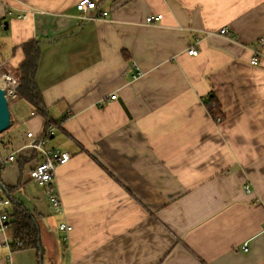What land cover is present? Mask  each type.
Masks as SVG:
<instances>
[{
	"label": "crops",
	"instance_id": "obj_1",
	"mask_svg": "<svg viewBox=\"0 0 264 264\" xmlns=\"http://www.w3.org/2000/svg\"><path fill=\"white\" fill-rule=\"evenodd\" d=\"M78 1L0 0V68L19 80L21 47L38 42L37 86L58 126L46 148L71 155L55 170L60 212L30 179L36 153L0 168L13 203L39 217L42 264H264V49L251 65L249 47L264 0H93L109 16L84 22ZM16 103L0 157L46 125ZM0 264L39 263L0 246Z\"/></svg>",
	"mask_w": 264,
	"mask_h": 264
},
{
	"label": "built area",
	"instance_id": "obj_2",
	"mask_svg": "<svg viewBox=\"0 0 264 264\" xmlns=\"http://www.w3.org/2000/svg\"><path fill=\"white\" fill-rule=\"evenodd\" d=\"M77 12L79 13L78 18L81 21H96V20H105L108 18L109 14L106 11L98 12L97 4L93 0H79L75 6ZM94 11V14H89V12ZM32 15L36 14L37 12L29 11ZM12 12L7 9L5 16H11ZM19 18H26V15H20ZM162 16L157 15L149 16L146 19L147 25H155L161 20ZM6 20V19H5ZM2 22L4 26V21ZM216 34L220 36H224L227 38H233L232 33L227 28H222ZM252 53L253 59L251 60V65H258L259 64V55L261 54V49H264V36L258 38L254 42L249 45ZM198 51L195 48H192L188 51V55L196 56ZM133 67L136 71H138V67L136 63H133ZM141 75L140 72L135 74L133 78H137ZM6 78L5 81L8 83V87L4 86L1 87L5 91V95L7 100H16L17 99V92L19 88V80L14 78L13 76L4 73L0 68V78ZM110 99L115 100L116 96H111ZM210 108H217V105L214 103H210ZM30 116H36L34 110L30 112ZM216 123L222 122L221 116H217L215 118ZM58 131V126L53 123L47 124L44 126V129L41 133L35 134L32 131H27L25 133V139L27 142L19 148L17 151L9 153L6 156L0 157V168L7 164H11L16 162L17 154L22 149H29L37 154L40 158V163L36 166L34 170L30 172V179L35 183L43 185L46 187V194L49 198V202L51 207L56 211H61V200L57 193L56 186H55V170L58 166L64 165L68 163L71 159V155L68 152H62L60 150H50L47 149L46 146L48 145V141H50ZM245 191L250 193V187L245 185ZM12 205L13 200L10 195L4 190L2 184L0 183V234L7 235L12 222ZM59 230L68 234L71 230V227L62 224L59 226ZM66 240V238H64ZM19 246V242L15 240H10L8 237H5L4 240L0 243V246H6L9 252H13V246ZM244 252L248 251V246L245 244L242 247Z\"/></svg>",
	"mask_w": 264,
	"mask_h": 264
},
{
	"label": "trees",
	"instance_id": "obj_3",
	"mask_svg": "<svg viewBox=\"0 0 264 264\" xmlns=\"http://www.w3.org/2000/svg\"><path fill=\"white\" fill-rule=\"evenodd\" d=\"M4 28V26H3ZM24 61L20 65L21 77L17 99L15 101H25L31 105L36 115H40L46 121V125L52 121L48 116V111L42 101L39 88L37 86L36 75L41 57V50L38 42L31 41L22 47ZM210 103L206 102V107L213 119L218 116L217 108H210ZM12 125V120H11ZM11 127V126H10ZM9 194L13 192L8 189ZM12 222L9 229L10 237L19 242V246H13V250L32 249L37 252L38 263L43 262V248L41 246L38 219L39 217L29 212L22 204L13 203Z\"/></svg>",
	"mask_w": 264,
	"mask_h": 264
},
{
	"label": "water",
	"instance_id": "obj_4",
	"mask_svg": "<svg viewBox=\"0 0 264 264\" xmlns=\"http://www.w3.org/2000/svg\"><path fill=\"white\" fill-rule=\"evenodd\" d=\"M5 31L8 29V21H4ZM11 126V114L5 91L0 87V134L7 131Z\"/></svg>",
	"mask_w": 264,
	"mask_h": 264
},
{
	"label": "rangeland",
	"instance_id": "obj_5",
	"mask_svg": "<svg viewBox=\"0 0 264 264\" xmlns=\"http://www.w3.org/2000/svg\"><path fill=\"white\" fill-rule=\"evenodd\" d=\"M7 20V19H6ZM7 30L5 31L4 29H3V24H2V22L0 23V42L2 43V55H4L5 54V49H6V47H5V45L7 44V39H6V36H7ZM3 58L1 57V60H2ZM1 87V86H0ZM17 101H15V100H9V102H8V106H9V110H10V114H11V120H12V125H11V127L7 130V131H5V132H3V133H1L0 134V136L1 135H7V133L12 129V128H14L15 127V125H17V122H15V120H17V111L16 110H22V108H21V106H20V108H19V104L18 103H16ZM28 109V108H27ZM24 128V127H23ZM48 143H49V141H48ZM47 147V146H46ZM48 197V196H47ZM48 200H49V198H48Z\"/></svg>",
	"mask_w": 264,
	"mask_h": 264
},
{
	"label": "bare ground",
	"instance_id": "obj_6",
	"mask_svg": "<svg viewBox=\"0 0 264 264\" xmlns=\"http://www.w3.org/2000/svg\"><path fill=\"white\" fill-rule=\"evenodd\" d=\"M5 79L6 78H0V86L1 87H4V86H6V87H8V83H7V81H5Z\"/></svg>",
	"mask_w": 264,
	"mask_h": 264
}]
</instances>
